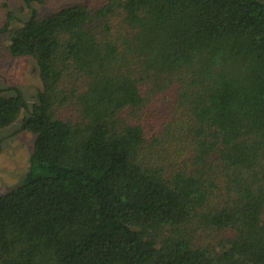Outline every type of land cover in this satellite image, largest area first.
<instances>
[{
	"label": "trees",
	"instance_id": "16d2710c",
	"mask_svg": "<svg viewBox=\"0 0 264 264\" xmlns=\"http://www.w3.org/2000/svg\"><path fill=\"white\" fill-rule=\"evenodd\" d=\"M8 18L0 60L41 89L0 95V132L24 111L35 136L0 264H264V0Z\"/></svg>",
	"mask_w": 264,
	"mask_h": 264
},
{
	"label": "rangeland",
	"instance_id": "374dc122",
	"mask_svg": "<svg viewBox=\"0 0 264 264\" xmlns=\"http://www.w3.org/2000/svg\"><path fill=\"white\" fill-rule=\"evenodd\" d=\"M104 0H38L32 5L38 17H45L62 9L80 5L89 9L98 8ZM31 8L24 0H0V46L7 44V34L3 33L12 15L7 30L22 27L32 15ZM19 90L27 103L36 102V94L41 89L38 71L30 59L0 60V95L8 97ZM23 111L20 118L10 127L0 132V196L15 189L29 169L35 136L22 130Z\"/></svg>",
	"mask_w": 264,
	"mask_h": 264
}]
</instances>
